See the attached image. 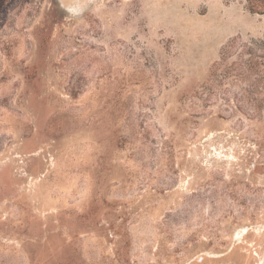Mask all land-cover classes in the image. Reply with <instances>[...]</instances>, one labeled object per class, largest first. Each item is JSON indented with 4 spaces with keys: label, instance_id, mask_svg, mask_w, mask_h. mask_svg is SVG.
I'll use <instances>...</instances> for the list:
<instances>
[{
    "label": "rangeland",
    "instance_id": "rangeland-1",
    "mask_svg": "<svg viewBox=\"0 0 264 264\" xmlns=\"http://www.w3.org/2000/svg\"><path fill=\"white\" fill-rule=\"evenodd\" d=\"M252 1L0 0V264H264Z\"/></svg>",
    "mask_w": 264,
    "mask_h": 264
},
{
    "label": "trees",
    "instance_id": "trees-1",
    "mask_svg": "<svg viewBox=\"0 0 264 264\" xmlns=\"http://www.w3.org/2000/svg\"><path fill=\"white\" fill-rule=\"evenodd\" d=\"M250 6L252 13L264 14V0H254ZM220 56L214 68L220 66L223 73L211 72V77L239 85L238 94L233 95L234 113L248 122L264 116V35L232 40Z\"/></svg>",
    "mask_w": 264,
    "mask_h": 264
}]
</instances>
